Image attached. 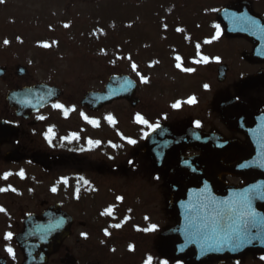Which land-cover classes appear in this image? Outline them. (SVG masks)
<instances>
[{
	"label": "flooded vegetation",
	"instance_id": "flooded-vegetation-1",
	"mask_svg": "<svg viewBox=\"0 0 264 264\" xmlns=\"http://www.w3.org/2000/svg\"><path fill=\"white\" fill-rule=\"evenodd\" d=\"M242 4L249 6L254 15L264 19V0H212L211 7L201 6L199 8L201 25L196 38L198 43L190 59L195 61L196 69L199 68V77L204 76L207 81V88L200 95L196 105L188 110L187 122L194 123L195 126L199 123L200 127H196L204 132L220 133L228 141L236 140L249 146L247 137L227 129L219 122L221 102H243L255 112L264 110V83L240 92L238 88L243 78L255 77L264 72V58L256 62L249 60L248 56L253 52L254 45L246 39L229 38L223 34L225 23H246L252 20L247 15L249 13L247 7L238 9L235 12L238 16L229 17L230 13L223 17L220 16L222 9ZM221 47H229V49L223 52ZM8 53L9 50L0 49V120L16 126L18 134L13 135L0 146V189H8L0 191V208L5 210L0 212V264L21 263L22 257L16 241L23 231L24 220L29 215L43 213L45 209L54 204H60L73 221L71 236L63 244L59 255L73 256L77 264H88L92 259L102 264L107 260L106 251L118 244V241L124 237V231L131 230L130 225L125 229L120 226L124 219L132 224L149 217L151 208L156 205L161 209L168 208L171 193L166 180L170 169L167 167L164 172H157L151 167L150 160L146 158L144 171L145 169L153 171L162 181V185H157L162 188V191L157 196L158 199L152 203L150 199L155 194L156 186H151V181L147 179L144 171L138 172L139 151L133 152L131 167L130 164H127V167H107L104 163L106 157L102 141L92 140V134L87 127L89 122L82 118L85 114L90 115L85 109H82L80 114L70 113V119L67 121H59L52 136L49 135V123L41 119L42 111L32 115L29 119L18 117L16 110L11 108L7 101L8 95L13 91L35 85L37 82L32 78L31 67H28L20 56H17L16 61ZM202 57H206L207 62ZM187 58L185 56L181 61L182 69L187 63ZM224 66L227 68L226 82L219 84L221 68L226 70ZM24 69L25 75L23 74ZM261 126L260 132H262L263 140L259 145L248 147V158L259 156L262 158L261 164L264 165V120L261 121ZM103 132L104 130H100L101 134ZM49 136L51 142H49ZM257 150L260 152H256ZM13 153L17 154L19 160L8 162L7 156ZM193 154L201 155V151H188L185 155ZM38 156L51 161L52 168L49 171H45L34 163V158ZM233 161L235 158H229L226 163ZM21 172L24 173L23 177L19 175ZM206 172L213 174L216 171L212 168ZM249 172L263 173L264 168L251 169ZM6 173H12V175L4 179ZM125 173L126 175L123 176ZM64 180L68 183H64ZM102 180L107 181L106 186L98 185ZM110 181L112 182L109 183ZM115 181L119 185H115ZM224 181L231 185H240L243 182L235 177L224 178ZM139 182L146 184L149 192L148 199L142 201L128 199L115 206L97 205L92 201V209L91 201L86 199L85 193L88 187L104 192L108 188L133 189ZM49 186H52L51 190ZM53 188L56 189L55 192L52 191ZM45 191H51V193L46 195ZM12 197L21 199L12 200ZM24 197L28 198V202L23 199ZM54 197L56 199H52ZM44 200L48 202L46 205H44ZM108 208L111 209V213L104 214L108 212ZM97 221L101 222L100 226L92 227V222ZM105 231L109 235H105ZM8 233L12 234L11 240L7 239ZM126 237L133 236L126 235ZM92 238L103 241V250L92 253ZM110 238H114L115 241L107 245L106 239ZM9 248L13 250L14 255L9 254L7 251ZM253 259L256 264H264V258ZM59 260L61 261V258ZM49 264H57V260L52 258Z\"/></svg>",
	"mask_w": 264,
	"mask_h": 264
},
{
	"label": "rangeland",
	"instance_id": "rangeland-1",
	"mask_svg": "<svg viewBox=\"0 0 264 264\" xmlns=\"http://www.w3.org/2000/svg\"><path fill=\"white\" fill-rule=\"evenodd\" d=\"M116 1L120 3L114 5L112 1L105 0H3L0 3V33L11 42L13 50L16 49L22 56H25L21 59L33 68L32 78L35 82L57 86L63 90L60 105L78 103L83 93L90 90H101L103 84L100 81H104L111 74L124 73L134 76L139 86L137 93V97L140 99L139 107L132 110L130 106L122 102L106 111V113L108 112L107 117L111 116L114 121L110 125L115 127L119 123L120 127L117 128L121 129L122 127L123 133L126 135L131 126L130 116L133 113L146 114L150 117L149 120L163 111L171 114L173 120L182 113V110L172 107L177 103L176 99L182 96L178 95L176 89H173L177 84L174 80L177 81V79L171 71L170 60H165V54L175 51V44H181L180 31H177L180 28L177 25L174 26L173 23H179V19L184 25L195 31V13L196 10L199 11V7L196 9L198 0H194L192 3H188L190 0H137L138 2L135 3H130L127 0H113V2ZM186 2L189 5H185ZM211 5L212 1L205 4L206 7ZM32 8L33 12H29ZM45 11L49 13L43 16ZM182 11L184 12L179 14ZM128 13L131 22L124 25L126 19L124 16ZM173 13H178V19L175 15L172 16ZM53 14L56 18L52 17ZM101 14L104 15L99 16ZM39 16L42 17L41 21ZM120 21L121 23H119ZM65 24L69 27H64ZM119 26H121L119 38L112 40V42L121 44L118 50L114 47V43L110 42L111 39H108L104 44L91 47L100 38V35H97L99 29L116 33ZM47 28L49 30H46ZM88 33L97 35V37L93 39ZM44 34H48L50 37L48 35L44 37ZM109 35L110 32L104 34L105 37ZM0 41H5L1 35ZM44 43L51 46L44 48L41 46ZM127 44H130L131 47H126ZM221 48H223V52H227L229 49V47ZM121 50L123 54H120ZM133 64L137 66L135 69L132 67ZM97 70L100 72L95 73ZM141 76L148 82H142ZM194 76L195 78L192 79ZM196 77L198 74L194 69L187 76L182 77L185 86L183 92H187L189 95L194 94L191 88L195 86L196 81H205L204 76L201 79ZM154 84L156 89L153 87ZM164 84L165 87L162 90L159 86L162 87ZM179 87L181 90L180 85ZM51 115L53 113L48 112L44 114V118L51 117ZM181 117L182 115L178 116V122L181 121ZM114 137V132H108L109 139L115 140ZM109 150L110 147L108 153ZM131 150L130 146L126 152ZM145 163L146 161L140 162L139 173L144 171ZM144 174L151 181V186H156L155 194L150 199L153 203L162 191V188L157 187L159 184L162 185V181L153 171L145 169ZM106 184L107 181L102 180L98 185L103 187ZM114 184L119 185L116 181ZM141 184L137 183L135 189ZM140 189L142 196L138 199L142 201L145 191ZM11 199L19 200L21 198L12 197ZM23 199L28 202L27 197ZM137 222L139 226L144 227L147 220ZM152 222L158 224L155 226V235H152L155 238L151 237V246H155L158 235L172 225L164 223L160 219H152ZM102 243L101 240V245L94 247L95 253L103 250ZM106 252L108 262L131 264L124 259L123 250H118L114 254H110L109 250Z\"/></svg>",
	"mask_w": 264,
	"mask_h": 264
},
{
	"label": "water",
	"instance_id": "water-1",
	"mask_svg": "<svg viewBox=\"0 0 264 264\" xmlns=\"http://www.w3.org/2000/svg\"><path fill=\"white\" fill-rule=\"evenodd\" d=\"M227 33H229L227 31ZM120 79L121 78H113L112 82L107 86V92L102 94H90L87 96L85 102L83 104L87 106L92 105H99L103 104L104 101L107 98H113L111 102L116 99L125 98L129 102H131L133 105L137 104L138 102L133 99V93L134 88H131L130 92H127L125 90L119 89L120 87ZM135 87V86H134ZM29 93V101L28 103H37V106L45 105L48 102H51L53 100H56L60 96V92L56 89L49 88L46 86H40L37 87L31 91H27ZM110 102V103H111ZM96 108V107H93ZM224 117L227 119V111L224 112ZM229 126H232L233 128L239 129L237 123L231 124L228 122ZM155 135L151 136L149 140H153ZM169 138L171 142L169 144H174L173 147L169 148L166 152V163L169 162L174 167V172L172 175V178L175 179L172 181L171 185L174 190L173 194V204L171 207V213L172 217L177 221L178 227L171 232H168L162 236V243L159 247V252L162 256L177 261L182 258H187V264H203L207 261L211 260H225L227 258H235L230 257L228 254L223 255L225 253V247L226 248H233V249H239L241 252H247L249 250H252L257 253H262L258 246L264 245V240H262L260 237L250 233L251 238H245L243 242L236 241V242H210L207 241V245L211 247L209 251H207L206 246L202 245V242L200 239H198L196 235L197 231V222L196 220H182L180 217V209L178 203L182 201L184 198V191L185 188L181 184V179L188 177H195L192 175L185 174L182 168H199V162L194 161L193 163L187 162L181 158V152L186 147V142H189L191 139V133L189 132L184 140L177 139L173 136H165V138ZM149 144V142H147ZM151 143V142H150ZM164 152V151H162ZM184 161V162H183ZM221 174L214 175L212 177H209L207 175L199 176L203 177V179H213L216 180V177H220ZM197 182L201 183V180L197 178ZM33 225H36V222L32 223ZM191 232V233H186ZM36 237V240H38V235H34ZM36 240L29 241L27 243L28 246H21L22 249H24L26 262L24 264H46L49 257L57 251V246L60 245L62 238L55 237V245L52 247H47L45 250H43V253H37V243ZM226 243V244H224ZM252 248V249H251ZM249 249V250H248ZM222 254L221 256H218V254ZM225 256V257H224Z\"/></svg>",
	"mask_w": 264,
	"mask_h": 264
},
{
	"label": "snow or ice",
	"instance_id": "snow-or-ice-1",
	"mask_svg": "<svg viewBox=\"0 0 264 264\" xmlns=\"http://www.w3.org/2000/svg\"><path fill=\"white\" fill-rule=\"evenodd\" d=\"M3 0H0V3H2ZM64 27H69V25L65 24ZM177 31H183L182 29H177ZM10 42L5 40L4 44H9ZM44 48H49L51 45L48 43H44L41 45ZM179 59V57H177ZM202 59L207 62L206 57H202ZM199 63V61H197ZM133 69H135L137 66L132 65ZM179 67V65H177ZM184 71H192V69H184ZM141 81L144 83H147V79L143 76L140 77ZM207 87V86H206ZM188 103H195V98H191ZM180 103H176L172 105L173 108H180ZM55 107L62 108L63 106L60 104H56ZM43 119V117H41ZM84 119L87 120L91 124H97V121L90 120L87 116H84ZM108 121L110 123H113V118L111 116L107 117ZM137 121L142 124H147L148 127H152L151 124H148L146 120H144L142 117L137 116ZM197 127H200L199 123L196 125ZM51 132V129L49 130ZM78 138V137H76ZM49 142H51V137H48ZM89 143H92V141H89ZM98 143V142H97ZM128 143L135 144L136 141L129 140ZM12 175V173H6L4 176V179H7L8 176ZM21 177L24 176V173H19ZM83 179V177H81ZM64 183H68L67 180H64ZM87 184V181H85ZM8 189L3 188L0 189V191H7ZM15 191V189H13ZM53 192L56 191L55 188L52 189ZM255 199H261L264 200V192L256 193L252 190H249L245 193L240 194L239 199L237 201H233L231 204H228V206L224 209H217L216 215L212 217V224L210 226V230L208 229L209 226L205 225L204 229L201 230V234L203 235L204 239L206 241L210 242H236L240 241L243 242L245 238H251L250 233L252 230H260L264 231V217H260L257 215V213L252 208V201ZM5 211L3 208H0V212ZM111 209L108 210L107 213L104 214H110ZM119 227V225H117ZM105 235H109L107 231H105ZM7 239H12V234L8 233ZM9 254H13V250L11 248L7 249ZM114 251V249H113ZM146 264H152V258L149 257Z\"/></svg>",
	"mask_w": 264,
	"mask_h": 264
}]
</instances>
